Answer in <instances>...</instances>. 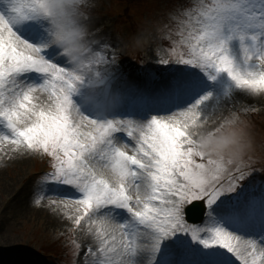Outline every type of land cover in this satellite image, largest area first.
I'll use <instances>...</instances> for the list:
<instances>
[{
	"label": "snow or ice",
	"instance_id": "1",
	"mask_svg": "<svg viewBox=\"0 0 264 264\" xmlns=\"http://www.w3.org/2000/svg\"><path fill=\"white\" fill-rule=\"evenodd\" d=\"M6 2L10 8L0 11V124L7 132L0 135V143L7 141L17 155L47 157L52 170L43 172L45 177L80 193L74 199L48 198V206L60 211L71 204L74 225H88L95 246L88 249L84 264H136L142 249L154 253L160 238L174 232L191 231L197 239L199 229L183 219L184 205L203 200L211 206L245 177L243 172L230 176L227 188L221 183V161L226 155L235 158L237 150L213 142L215 133L206 129L225 109L202 113L200 104L211 95L206 93L187 108L143 124L86 115L72 98L91 77L75 74L58 48L46 46L34 11L17 8L19 0ZM188 16L183 28L188 36L183 31L181 36L190 58L160 63L198 66L210 80L223 73L244 95L264 97V0H201ZM29 25L35 34L25 36L21 28ZM99 47H90L91 59ZM32 74L37 81L29 79ZM228 110L237 118L236 105ZM119 133L131 144L118 141ZM115 208L126 210L130 221L117 223L100 214ZM209 231L213 235L200 243L226 248L240 264H249V250L251 264H256V255L264 257V243L220 227Z\"/></svg>",
	"mask_w": 264,
	"mask_h": 264
},
{
	"label": "rangeland",
	"instance_id": "2",
	"mask_svg": "<svg viewBox=\"0 0 264 264\" xmlns=\"http://www.w3.org/2000/svg\"><path fill=\"white\" fill-rule=\"evenodd\" d=\"M200 3L201 0H188L185 4L183 0H19L16 7L36 13L48 41L46 46L55 43L60 49L63 45L56 44L57 40H63L66 45L70 42L72 53L62 56L75 74L85 72L92 80L89 83L86 77L85 85L72 98L86 115L100 119L99 114L106 115L116 107L121 109L120 113L106 119H130L143 124L153 116L181 110L177 107L181 100L194 104L210 93L209 99L200 104V109L206 108L200 111L207 115L225 110L209 122L206 130L215 133L213 142H222L224 147L237 150L235 158L226 155L221 161V183L227 188L229 177L240 174V164L243 167L252 158L259 166L264 165V97L244 95L233 88L223 73L210 80L198 66L160 63L162 59L190 58V49L183 42L188 31L183 28L187 26L188 13H195ZM204 3L212 4L214 0H204ZM9 8L6 0H0V11L7 12ZM125 16L130 17L129 22L114 23L123 18L125 22ZM152 21L159 25V31L148 26ZM21 31L25 36L35 34L31 25L22 27ZM163 38L169 40L168 47L162 44ZM96 44L100 47L91 59L89 49ZM231 47L234 55H238V45L233 42ZM135 48L140 51V59L138 68L132 69L135 57L126 55L127 49ZM29 79L38 80L35 74ZM208 84L213 87L207 89ZM234 105L238 109L237 118L228 110ZM6 132L0 124V135ZM117 140L131 144L123 133L117 134ZM9 148L7 141L0 143V264H84L88 249L95 246L88 225L84 223L82 228L74 225L71 217L75 208L71 204L60 211L48 206V198L74 199L80 193L73 186L45 177L43 172L52 170L47 157L17 155ZM248 177L244 187L231 191L235 193L232 199L238 197L236 204L221 203L231 199V194L225 197L224 193L211 206H206L209 214L201 224L185 222L190 228L199 229L197 239H193L191 231L174 232L160 238L156 247L158 250L159 244L167 243L172 258L142 249L139 252L142 254L138 253L135 258L136 264L139 257L146 263L152 254L156 260L153 264H196L198 260L202 264H240L226 248L205 247L200 240L213 235L209 229L220 227L241 238L264 243V216H259L264 215V174L258 175L256 183L255 180L251 183ZM222 209L248 220L245 225H251L254 220L256 225L250 228L255 233L241 235L234 228L237 226L228 221L230 218L223 216ZM100 214L117 223L130 221L127 211L121 208L104 209ZM255 229L260 232L256 233ZM233 243L244 250L240 242ZM245 254L249 255L251 264L250 250ZM255 261L264 264V257L256 255Z\"/></svg>",
	"mask_w": 264,
	"mask_h": 264
},
{
	"label": "bare ground",
	"instance_id": "3",
	"mask_svg": "<svg viewBox=\"0 0 264 264\" xmlns=\"http://www.w3.org/2000/svg\"><path fill=\"white\" fill-rule=\"evenodd\" d=\"M65 44V42L64 43H62V48H60L59 49V54L60 55H62V54H66L67 52H71L72 53V51H71V49L69 48V46H67V45H64ZM74 55V54H73ZM123 95V94H122ZM193 103L192 102H190V103H187V102H179L177 105H178V107H179V109H184V108H187L188 106H190V105H192ZM206 107L204 106L202 109H205ZM202 109H200V110H202ZM87 111H88V109H87ZM165 241V240H164ZM164 244V242H162V245H158L159 247L157 248L158 250H156L155 251V253H161V254H165L166 256H168V258L170 259V258H172V257H170L169 255L171 254L170 253V249H169V245L166 243L165 245H163ZM139 254H142V253H139ZM143 254H145V252H143ZM147 254V253H146ZM137 256H138V254H137ZM138 259H140L139 260V263L138 264H153V262H155L156 260L153 258V254L148 258V260L146 261V263H144V262H142L141 261V258L139 257Z\"/></svg>",
	"mask_w": 264,
	"mask_h": 264
},
{
	"label": "water",
	"instance_id": "4",
	"mask_svg": "<svg viewBox=\"0 0 264 264\" xmlns=\"http://www.w3.org/2000/svg\"><path fill=\"white\" fill-rule=\"evenodd\" d=\"M203 205L199 202H193L185 210V217L188 221L198 222L202 218Z\"/></svg>",
	"mask_w": 264,
	"mask_h": 264
},
{
	"label": "trees",
	"instance_id": "5",
	"mask_svg": "<svg viewBox=\"0 0 264 264\" xmlns=\"http://www.w3.org/2000/svg\"><path fill=\"white\" fill-rule=\"evenodd\" d=\"M184 1H186V0H184ZM125 20H126V22H129L130 21V17L129 16H125ZM152 24L153 25H151V26H155L156 24H155V21H152ZM156 27V26H155ZM163 43L167 46V42L165 41V40H163ZM249 161H251L252 162V165H253V169L255 170L256 169V167H260L259 165H260V163H255L256 161L254 160V159H252L251 158V160H249ZM248 161V162H249ZM252 169V170H253Z\"/></svg>",
	"mask_w": 264,
	"mask_h": 264
}]
</instances>
